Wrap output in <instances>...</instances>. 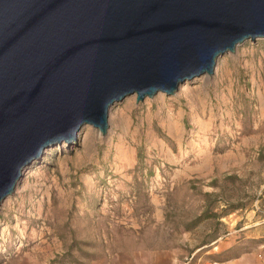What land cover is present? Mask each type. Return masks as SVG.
<instances>
[{"label": "rangeland", "instance_id": "1", "mask_svg": "<svg viewBox=\"0 0 264 264\" xmlns=\"http://www.w3.org/2000/svg\"><path fill=\"white\" fill-rule=\"evenodd\" d=\"M108 125L23 175L0 206V264H90L122 245L264 253V40L173 96H131Z\"/></svg>", "mask_w": 264, "mask_h": 264}, {"label": "water", "instance_id": "2", "mask_svg": "<svg viewBox=\"0 0 264 264\" xmlns=\"http://www.w3.org/2000/svg\"><path fill=\"white\" fill-rule=\"evenodd\" d=\"M264 40V0H0V206L109 112L212 76Z\"/></svg>", "mask_w": 264, "mask_h": 264}, {"label": "crops", "instance_id": "3", "mask_svg": "<svg viewBox=\"0 0 264 264\" xmlns=\"http://www.w3.org/2000/svg\"><path fill=\"white\" fill-rule=\"evenodd\" d=\"M216 249L209 251L213 254L219 250L218 254H214L215 259L210 256L203 259L195 257L200 249L188 252L180 248L163 250L150 247L127 248L122 245L108 250L104 257L90 264H264V253L255 250L239 253L236 247Z\"/></svg>", "mask_w": 264, "mask_h": 264}, {"label": "trees", "instance_id": "4", "mask_svg": "<svg viewBox=\"0 0 264 264\" xmlns=\"http://www.w3.org/2000/svg\"><path fill=\"white\" fill-rule=\"evenodd\" d=\"M228 208H230V209H232V210H236L237 209V207L236 206H233V207H228ZM224 215H226V213L224 214ZM209 217H217L215 214H210V216ZM200 219H197L196 221L198 222ZM196 223V222H195Z\"/></svg>", "mask_w": 264, "mask_h": 264}, {"label": "bare ground", "instance_id": "5", "mask_svg": "<svg viewBox=\"0 0 264 264\" xmlns=\"http://www.w3.org/2000/svg\"><path fill=\"white\" fill-rule=\"evenodd\" d=\"M98 131V130H97Z\"/></svg>", "mask_w": 264, "mask_h": 264}]
</instances>
